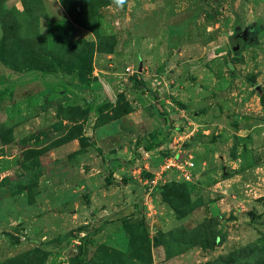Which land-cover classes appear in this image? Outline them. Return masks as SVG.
I'll use <instances>...</instances> for the list:
<instances>
[{
  "label": "rangeland",
  "instance_id": "1",
  "mask_svg": "<svg viewBox=\"0 0 264 264\" xmlns=\"http://www.w3.org/2000/svg\"><path fill=\"white\" fill-rule=\"evenodd\" d=\"M0 264H264V0H0Z\"/></svg>",
  "mask_w": 264,
  "mask_h": 264
},
{
  "label": "built area",
  "instance_id": "2",
  "mask_svg": "<svg viewBox=\"0 0 264 264\" xmlns=\"http://www.w3.org/2000/svg\"><path fill=\"white\" fill-rule=\"evenodd\" d=\"M127 70L128 69L126 68V71ZM180 153V150L171 152L170 155L163 159L158 172H155L152 178L145 181V183H147L149 192L154 189L160 188L166 182L162 180L163 176H165L164 178H166L169 172L170 174L174 173L173 175H176V178L182 181L188 182L193 179L195 174L194 162L190 157L183 159L182 157H180ZM134 175L138 180L141 178L139 171L135 172Z\"/></svg>",
  "mask_w": 264,
  "mask_h": 264
},
{
  "label": "clouds",
  "instance_id": "3",
  "mask_svg": "<svg viewBox=\"0 0 264 264\" xmlns=\"http://www.w3.org/2000/svg\"><path fill=\"white\" fill-rule=\"evenodd\" d=\"M116 3H117L118 5H122V4L124 3V0H116Z\"/></svg>",
  "mask_w": 264,
  "mask_h": 264
},
{
  "label": "trees",
  "instance_id": "4",
  "mask_svg": "<svg viewBox=\"0 0 264 264\" xmlns=\"http://www.w3.org/2000/svg\"><path fill=\"white\" fill-rule=\"evenodd\" d=\"M140 85L135 84V88H138Z\"/></svg>",
  "mask_w": 264,
  "mask_h": 264
},
{
  "label": "water",
  "instance_id": "5",
  "mask_svg": "<svg viewBox=\"0 0 264 264\" xmlns=\"http://www.w3.org/2000/svg\"><path fill=\"white\" fill-rule=\"evenodd\" d=\"M235 48H236V45H235V44H233V49L235 50Z\"/></svg>",
  "mask_w": 264,
  "mask_h": 264
}]
</instances>
